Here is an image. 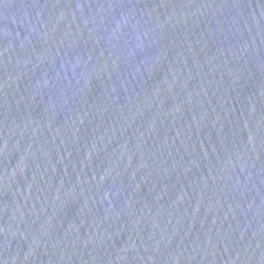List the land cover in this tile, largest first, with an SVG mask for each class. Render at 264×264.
I'll return each mask as SVG.
<instances>
[{"label": "water", "instance_id": "1", "mask_svg": "<svg viewBox=\"0 0 264 264\" xmlns=\"http://www.w3.org/2000/svg\"><path fill=\"white\" fill-rule=\"evenodd\" d=\"M0 264H264V0H0Z\"/></svg>", "mask_w": 264, "mask_h": 264}]
</instances>
